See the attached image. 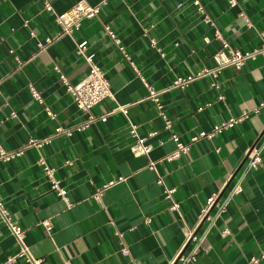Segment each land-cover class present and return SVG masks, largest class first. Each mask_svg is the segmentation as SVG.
<instances>
[{
	"label": "crops",
	"instance_id": "1",
	"mask_svg": "<svg viewBox=\"0 0 264 264\" xmlns=\"http://www.w3.org/2000/svg\"><path fill=\"white\" fill-rule=\"evenodd\" d=\"M44 1L0 0V142L10 151L23 147L16 157L0 159V197L13 220L25 228L33 257L41 264H169L189 230L204 236L191 264H253L251 258L264 255V147L256 168L243 176L240 166L248 149L264 141V106H259L264 100V54L239 68L225 67L217 77L205 74L185 87L172 86L179 76L216 67L213 54L221 43L205 14L232 47L245 52L262 46L264 0H236L234 5L230 0H200L204 12L191 0H86L100 5L97 16L83 19L72 36L41 48L40 42L60 31L55 13L80 0H47L53 12ZM82 39L88 40L85 52L103 68L113 92L91 112L100 115L125 105L128 113L114 111L107 121L60 134L43 146L27 145L58 126L86 121L87 114L60 78V72L72 83L86 77L88 63L76 49ZM145 82L160 91L159 103L147 98ZM30 85L44 103L33 98ZM46 106L55 117L47 115ZM230 119H235L232 125L166 159L177 145L172 133L189 143L194 135ZM131 124L149 152L133 153L137 139ZM40 157L55 168L71 205L51 188ZM150 161L156 162V170ZM242 176L241 190L226 208L217 216L211 212L213 223H199L207 198L226 196ZM111 180L118 182L101 200L95 199L96 189ZM165 187L175 188L171 198ZM173 202L178 209L171 208ZM45 218L52 224L50 231L43 225ZM19 249L0 216V263ZM13 264L28 263L18 257ZM258 264H264V257Z\"/></svg>",
	"mask_w": 264,
	"mask_h": 264
},
{
	"label": "built area",
	"instance_id": "2",
	"mask_svg": "<svg viewBox=\"0 0 264 264\" xmlns=\"http://www.w3.org/2000/svg\"><path fill=\"white\" fill-rule=\"evenodd\" d=\"M191 1L195 5H197L198 9L201 12H204V6L200 2V0H191ZM230 3L234 5L236 3V0H230ZM182 4L183 3L180 2L178 6L180 7ZM44 7L47 10L53 12L52 4L49 1L47 0L44 1ZM99 11H100L99 4L92 5L86 0H80L71 9L63 13H55V20L60 27L59 29L60 31L57 32V35L55 37H47L45 44L40 42L39 47L44 48L48 44H51L55 39L63 35L72 36L75 31L81 28L82 25L81 23L83 19L93 18L97 16ZM205 20L209 22L210 25L214 26L215 39H217L221 43L220 48H218L213 54V58L216 61V67L211 69L205 68L191 75L179 76L174 80L172 84L173 87H185L191 81L195 80L197 77L205 74H210L213 77H217L219 72L225 67L233 66L239 68L247 60L255 59L259 54H264V44L260 47L254 48L253 50L245 51V52L232 47L230 42L222 34L221 30L218 27H216L214 20L209 15L205 14ZM26 22L28 23V20H26ZM105 28L107 30V33L110 35V37L116 43H120V39L117 37L116 33L113 30H111L109 26H106ZM262 34H264V32H262ZM206 40L210 41L209 39ZM152 42H154V40ZM87 43L88 40L86 39L76 41L77 53L85 57V60L87 61L89 66L88 73L84 79H82L78 83H72L65 74L59 71L58 69L59 67L57 66L55 67L56 70L60 72V78L62 80V83L66 87L67 92L71 95L74 103L77 105V107L80 110H82L87 114L86 121H83L82 124L73 127L58 126L51 135H48L40 139L31 138L27 145L43 146L47 142L48 143L51 142L54 138H56L60 134L71 135L74 131H80L82 129H85L86 127H88L89 125H91L96 121H107L109 115L114 111H121L125 114L128 113V107L125 105L118 106L114 108L112 111L100 115L91 112L92 108L96 106L98 103H100L103 99L107 97H113V92L111 90L112 87H110L109 78L102 70L103 68H101L94 61L93 55L86 54L85 50L87 47ZM120 49L124 51L123 46H120ZM145 85L147 86V88H149V95L147 96V98L153 100L155 103H159L160 91L155 90L151 85H149L146 82ZM212 85L216 86L217 83L213 82ZM30 90L35 100H37L40 103H44L43 96L36 89L34 85H30ZM218 98L222 99L223 95H219ZM259 106H264V100L260 102ZM45 110L49 117L53 118L56 116V113L49 106H46ZM234 122L235 119H230L221 124L215 125L213 131L210 132L201 131L198 135H194L189 143H185L181 141L178 134L172 133L171 137L173 138V140L176 142L177 145H176V149L172 153L166 156V159L171 160L179 157L181 154L189 151L190 144L193 141H196L200 137H211L212 135H214V132L220 131L222 128L232 125ZM165 124L166 127H171L172 122L169 119H166L165 117ZM130 132L137 139L136 144L131 146L133 153L135 155H140L149 152L150 146L145 144V138L138 135L135 125L131 124ZM263 147H264V141L257 142L248 149L245 158L243 159L240 165L243 168V176L248 171L256 168L258 164L261 162V151ZM22 150L23 147L11 151L6 150L0 142V159H4V160L12 159L17 155H19L22 152ZM150 162L151 163H149V167L151 169L156 170L155 167L156 162L154 161H150ZM39 164L42 167L45 177H47L48 180L50 181L51 188L55 190L58 195L64 197L68 205H71L70 197L66 194V190L59 186L58 180L55 178V168L49 165L44 157L39 158ZM243 176L232 187H230V190L226 196H222L221 193H214L207 198V201L201 210L199 223H202L206 220L211 221V224L213 223L215 216L219 215L226 208L232 195L238 193L241 190ZM157 181L159 184L164 185V181L161 176L157 178ZM117 182H118L117 180H111L102 187H98L92 196L97 200H101L106 190L112 187ZM164 192L166 197L171 198L172 194L175 192V188L165 187ZM171 208L178 209L179 204L177 202H173ZM213 210H215L216 212L215 216L211 215V212ZM0 216L2 220L7 224L8 229L14 235L16 241L20 246V249L16 254L7 257V260H5L0 264H13L16 258L18 257H24L28 264H41V259H37L33 257V255L29 250L28 245H26L25 228L13 220L10 211L5 206L4 201L1 197H0ZM42 222L45 228L47 229V231H50L52 228V224L50 220L45 218ZM226 231L227 230H225L224 232ZM206 232L207 231H205L204 234H206ZM203 237L204 236L197 235L195 233V230H189L184 245L179 249L175 257L171 260L169 264H191L192 262H194L197 259L199 251L201 249ZM122 251L124 253H128L129 249L127 247H123ZM263 257L264 255L253 257L251 258L250 262L253 264H258L261 258Z\"/></svg>",
	"mask_w": 264,
	"mask_h": 264
}]
</instances>
